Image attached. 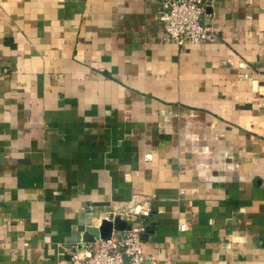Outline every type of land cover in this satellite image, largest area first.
Masks as SVG:
<instances>
[{
  "label": "crops",
  "instance_id": "crops-1",
  "mask_svg": "<svg viewBox=\"0 0 264 264\" xmlns=\"http://www.w3.org/2000/svg\"><path fill=\"white\" fill-rule=\"evenodd\" d=\"M208 14L181 47L158 0H0V264L143 207L158 264H264V0Z\"/></svg>",
  "mask_w": 264,
  "mask_h": 264
},
{
  "label": "built area",
  "instance_id": "built-area-1",
  "mask_svg": "<svg viewBox=\"0 0 264 264\" xmlns=\"http://www.w3.org/2000/svg\"><path fill=\"white\" fill-rule=\"evenodd\" d=\"M214 0H158V17L164 27L166 39L183 47L211 41L216 37L215 29L208 21V9ZM139 220L130 230L113 231L108 239L98 238L95 242H78L72 245L67 257L59 264H158L156 257L145 254L142 233L150 215L147 208H140ZM120 215L129 218V211H116L105 218ZM185 225H180L184 229Z\"/></svg>",
  "mask_w": 264,
  "mask_h": 264
},
{
  "label": "water",
  "instance_id": "water-1",
  "mask_svg": "<svg viewBox=\"0 0 264 264\" xmlns=\"http://www.w3.org/2000/svg\"><path fill=\"white\" fill-rule=\"evenodd\" d=\"M153 217H155V215ZM153 223L147 225V231H152L154 229ZM133 225L134 223L132 220L123 218L120 215H116L113 218H103L98 226H88L85 229L82 234L81 242H95L98 238L108 239L113 231L130 230ZM146 234L145 232L142 233V238H144Z\"/></svg>",
  "mask_w": 264,
  "mask_h": 264
},
{
  "label": "trees",
  "instance_id": "trees-1",
  "mask_svg": "<svg viewBox=\"0 0 264 264\" xmlns=\"http://www.w3.org/2000/svg\"><path fill=\"white\" fill-rule=\"evenodd\" d=\"M146 219V218H145Z\"/></svg>",
  "mask_w": 264,
  "mask_h": 264
}]
</instances>
